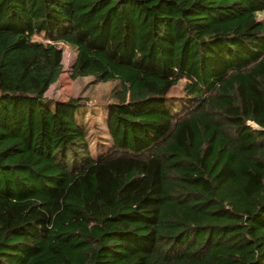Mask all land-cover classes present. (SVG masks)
<instances>
[{"label":"trees","instance_id":"16d2710c","mask_svg":"<svg viewBox=\"0 0 264 264\" xmlns=\"http://www.w3.org/2000/svg\"><path fill=\"white\" fill-rule=\"evenodd\" d=\"M261 12L0 0V264H264ZM62 43L73 78L114 81L95 154L86 100L45 104Z\"/></svg>","mask_w":264,"mask_h":264},{"label":"rangeland","instance_id":"374dc122","mask_svg":"<svg viewBox=\"0 0 264 264\" xmlns=\"http://www.w3.org/2000/svg\"><path fill=\"white\" fill-rule=\"evenodd\" d=\"M259 19H264V12L258 13ZM36 39L42 40L37 37ZM62 53V71L55 83L50 85L45 92L47 107L52 109L55 101L67 100L70 97H81L86 100L89 111L84 115V121L88 128V139L91 152L102 151L103 145L108 143L106 130V104L110 102L109 92L114 81L93 82L91 76L72 77V66L75 60L76 51L67 44H59ZM185 79H181L174 86L170 95L174 97L182 96V86ZM253 125V124H252ZM256 127L255 125H253Z\"/></svg>","mask_w":264,"mask_h":264}]
</instances>
